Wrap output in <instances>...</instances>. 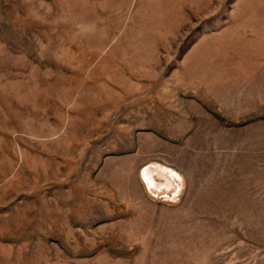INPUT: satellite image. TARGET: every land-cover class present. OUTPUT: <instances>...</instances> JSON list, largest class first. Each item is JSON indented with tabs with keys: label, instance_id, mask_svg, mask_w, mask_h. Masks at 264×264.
I'll return each instance as SVG.
<instances>
[{
	"label": "rangeland",
	"instance_id": "1",
	"mask_svg": "<svg viewBox=\"0 0 264 264\" xmlns=\"http://www.w3.org/2000/svg\"><path fill=\"white\" fill-rule=\"evenodd\" d=\"M223 30L261 51L208 61L249 113L264 0H0V264H264V124L176 73Z\"/></svg>",
	"mask_w": 264,
	"mask_h": 264
},
{
	"label": "crops",
	"instance_id": "2",
	"mask_svg": "<svg viewBox=\"0 0 264 264\" xmlns=\"http://www.w3.org/2000/svg\"><path fill=\"white\" fill-rule=\"evenodd\" d=\"M181 9L183 12L182 5ZM239 35V32L235 30H223L206 35V39L214 41L211 42V45L213 46L193 48V50L187 54L184 62L177 65L176 73L177 75L181 76V81L179 84L180 86H178L182 88V98H186L190 103H192V105L198 106L203 115L210 117L221 126L241 128L242 130H246L257 125L264 124V101L257 95L248 96L246 99V102L248 101V106H246L247 110H251L249 113L239 110L237 105L232 107L234 109L231 107L228 109L225 108L221 102V99L217 95L218 93L222 92L226 82L222 80L223 78L221 79V77H219L220 72L215 71L218 68L215 66L213 69V67L209 66L210 64L208 63V61L216 62L218 51L222 54L237 53L242 56H251L252 59L254 56L259 58L261 51L256 49L257 47L249 46L247 41H242L243 38ZM220 38H224L225 40ZM212 54H215L214 57H211ZM227 61V64L234 65L232 58L227 59ZM245 63V66L249 64L246 61ZM166 109L167 111L171 112V109H168V107ZM169 116L171 117L170 114L165 115L164 111H162L160 114V118ZM182 116L184 117L185 115L182 114ZM175 118H178V116L176 115ZM231 118H249V121L239 125L238 123L229 120ZM174 127H176V129L182 128V130H177L174 132L177 133V135H187L191 133V131H187L184 126H179L178 122L175 124V126H173V124L169 125V128L175 129ZM170 133H173V131H170ZM146 180L149 182L148 176ZM174 180L180 181L181 179Z\"/></svg>",
	"mask_w": 264,
	"mask_h": 264
},
{
	"label": "bare ground",
	"instance_id": "3",
	"mask_svg": "<svg viewBox=\"0 0 264 264\" xmlns=\"http://www.w3.org/2000/svg\"><path fill=\"white\" fill-rule=\"evenodd\" d=\"M166 171L170 174L171 177H174V179H176V180L181 179V176H179V174H177L176 172H174L170 169H166Z\"/></svg>",
	"mask_w": 264,
	"mask_h": 264
}]
</instances>
